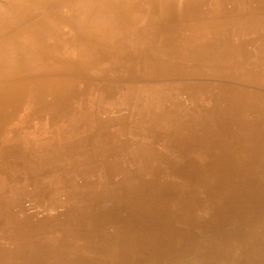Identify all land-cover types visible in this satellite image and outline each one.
<instances>
[{
	"label": "rangeland",
	"instance_id": "obj_1",
	"mask_svg": "<svg viewBox=\"0 0 264 264\" xmlns=\"http://www.w3.org/2000/svg\"><path fill=\"white\" fill-rule=\"evenodd\" d=\"M134 4L131 52L3 82L0 264H264V0Z\"/></svg>",
	"mask_w": 264,
	"mask_h": 264
},
{
	"label": "bare ground",
	"instance_id": "obj_2",
	"mask_svg": "<svg viewBox=\"0 0 264 264\" xmlns=\"http://www.w3.org/2000/svg\"><path fill=\"white\" fill-rule=\"evenodd\" d=\"M129 1L134 4V0H0V98L9 90L2 88L3 82L18 72L35 77L44 67L76 66V51L83 41L100 55L108 47L123 46L131 52L153 20L137 15ZM171 1L160 3L165 8ZM61 8L65 9L60 12ZM93 13L99 18L89 23ZM67 27L77 34L85 29L77 43L58 39L60 28L63 36Z\"/></svg>",
	"mask_w": 264,
	"mask_h": 264
},
{
	"label": "crops",
	"instance_id": "obj_3",
	"mask_svg": "<svg viewBox=\"0 0 264 264\" xmlns=\"http://www.w3.org/2000/svg\"><path fill=\"white\" fill-rule=\"evenodd\" d=\"M142 25V24H141ZM153 25V24H152ZM152 25L150 26V29L152 28ZM149 29V31H150ZM148 29L145 31V35L149 32Z\"/></svg>",
	"mask_w": 264,
	"mask_h": 264
}]
</instances>
